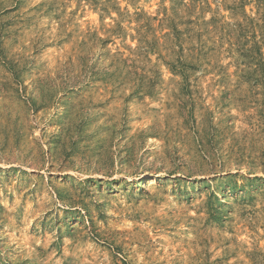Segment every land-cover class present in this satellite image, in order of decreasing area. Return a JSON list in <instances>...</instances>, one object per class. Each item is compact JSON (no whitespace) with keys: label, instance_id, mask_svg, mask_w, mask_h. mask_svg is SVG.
Listing matches in <instances>:
<instances>
[{"label":"rangeland","instance_id":"obj_1","mask_svg":"<svg viewBox=\"0 0 264 264\" xmlns=\"http://www.w3.org/2000/svg\"><path fill=\"white\" fill-rule=\"evenodd\" d=\"M256 11L0 0V264H264Z\"/></svg>","mask_w":264,"mask_h":264},{"label":"trees","instance_id":"obj_2","mask_svg":"<svg viewBox=\"0 0 264 264\" xmlns=\"http://www.w3.org/2000/svg\"><path fill=\"white\" fill-rule=\"evenodd\" d=\"M245 4V2L242 3V6ZM255 4H256V12L258 15V20L260 22V24L258 25V27L261 29V33L263 34V43H264V0H255ZM243 15V19L246 20V24H250L253 22V18L248 17L244 12H241ZM246 25H244L243 23H236L235 24V32H237V34H242L245 29H246ZM236 50L237 52L240 54V56L245 60L248 61L250 63H252L255 60H260L262 62V69L261 72L262 74H264V58L262 56V53L258 56L257 58V54H255L253 52V50L251 48L246 47L244 44H239L236 43Z\"/></svg>","mask_w":264,"mask_h":264}]
</instances>
